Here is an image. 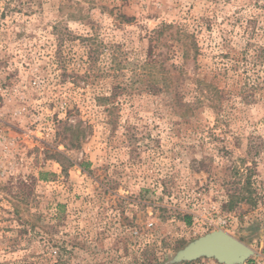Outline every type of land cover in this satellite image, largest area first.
I'll return each instance as SVG.
<instances>
[{
    "label": "rangeland",
    "instance_id": "obj_1",
    "mask_svg": "<svg viewBox=\"0 0 264 264\" xmlns=\"http://www.w3.org/2000/svg\"><path fill=\"white\" fill-rule=\"evenodd\" d=\"M264 264V0H0V264Z\"/></svg>",
    "mask_w": 264,
    "mask_h": 264
},
{
    "label": "water",
    "instance_id": "obj_2",
    "mask_svg": "<svg viewBox=\"0 0 264 264\" xmlns=\"http://www.w3.org/2000/svg\"><path fill=\"white\" fill-rule=\"evenodd\" d=\"M251 249L233 236L215 231L191 243L178 254V259L193 260L200 256L214 257L227 264L242 263Z\"/></svg>",
    "mask_w": 264,
    "mask_h": 264
}]
</instances>
